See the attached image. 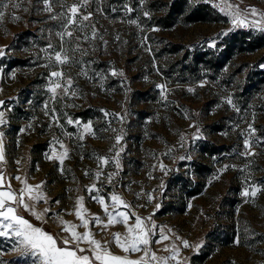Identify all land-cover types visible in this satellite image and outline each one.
Wrapping results in <instances>:
<instances>
[{
	"label": "rangeland",
	"instance_id": "1",
	"mask_svg": "<svg viewBox=\"0 0 264 264\" xmlns=\"http://www.w3.org/2000/svg\"><path fill=\"white\" fill-rule=\"evenodd\" d=\"M15 2L19 9H0V190L10 183L18 194L21 180L40 184L44 198L35 210L50 209L42 220L22 208L20 215L59 241L69 236L60 219L78 225L81 234L86 230L75 215L83 197L93 238L125 255L113 239L127 234L125 226L104 228L92 219L107 222L92 199L97 193L88 192L96 184L110 211L115 193L130 205L121 211L151 217L145 220L156 226L151 239L161 230L168 237L149 246L160 257L175 247L180 264H264V31H240L225 14L249 6L264 14V0H226L231 9L225 0H91L81 9L92 13L87 27L73 25L74 36L63 42L57 36L66 19L61 13L78 0H50L51 13L43 0ZM248 19L261 16L248 13ZM62 43L72 60L57 66L49 57ZM77 45L81 51H72ZM58 70L73 84L53 100L49 73ZM117 135L123 137L119 144ZM65 149L61 164L56 156ZM109 173L115 174L112 183ZM12 245L0 238V264H31Z\"/></svg>",
	"mask_w": 264,
	"mask_h": 264
},
{
	"label": "snow or ice",
	"instance_id": "2",
	"mask_svg": "<svg viewBox=\"0 0 264 264\" xmlns=\"http://www.w3.org/2000/svg\"><path fill=\"white\" fill-rule=\"evenodd\" d=\"M90 2L91 0H78L77 3H73L67 7L66 13H61L62 16L66 17L65 22L61 25L63 31L57 33V36L62 42L65 37L72 38L74 36L72 30L73 25L81 30L84 27H87L84 22L91 19L92 13L88 12L87 14H83L81 9H84ZM43 3L45 5V11L51 13L53 9L50 0H43ZM9 6L14 9H19L21 3L15 2V0H10V3H5L4 0H0V9H7ZM225 7L227 9L232 8L231 5L227 4L226 0ZM23 10L27 11L28 9L25 8ZM248 13H251L253 17L260 15L261 20H249ZM225 14L231 16L234 28L255 27L260 31H264V14L258 13L257 10L251 6H249V8L243 13L237 7L234 11H226ZM4 15V11H0V20L3 19ZM145 15H147V13H145ZM50 18L57 19V16L52 15ZM13 19H19V17L13 16ZM133 23H135V21H133ZM92 37H96L95 31H93ZM83 39L87 40L88 37L84 36ZM48 47L51 49L53 48V45L49 44ZM72 51H81V49L79 45H77ZM3 55H5V51L3 48H0V57ZM49 59H54L57 66H63L72 60L67 54V50L64 49L63 43L61 44L60 50H54V57L50 56ZM112 74L117 75L115 71H113ZM119 75H123V73H119ZM49 79L52 84L49 91L52 93L53 100H55L59 94L67 95L72 89V77H66L62 70L50 72ZM61 80L64 81L63 84L60 82ZM158 87L161 89L164 88L163 85H159ZM58 89L61 90V93L57 92ZM189 91H191V89H189ZM72 94L75 95V92ZM228 102L231 103V100L229 99ZM4 103V101H0V106H3ZM45 108H47V105H45ZM105 115H107V113H105ZM3 116L4 113L0 112V124L5 122ZM68 123H73V121L69 120ZM76 123L79 122L77 121ZM84 127L86 131H91L90 125H85ZM249 127L251 128V125ZM20 131L23 132L24 129H21ZM252 131L254 132L255 130L253 129ZM80 138L83 139V136ZM122 138V135H117L115 138L116 143L119 144ZM54 143H59V141H54ZM60 146L61 148L64 147L63 144ZM250 147V142L245 140V148L248 149ZM120 151H123V149H120ZM53 152L55 154V149H53ZM246 154L252 155L253 153L248 152ZM67 155L68 153L65 149L62 153L56 156V158L59 159L61 164H63ZM119 155L120 152H116L117 169L120 168L118 159ZM46 158L51 160L53 159V156H46ZM0 160H3L2 142H0ZM100 160L104 164L108 163V159L106 158L101 157ZM161 168H163V165H161ZM221 171H223V169ZM85 175H88V173L85 172ZM114 175L115 174L113 173L108 174L107 179L109 183H112ZM100 176L101 173L97 172V179H99ZM15 179L21 180L20 177H15ZM21 183L24 187L19 190L18 194L12 191L10 183L7 185L6 190H0V238L13 241L12 250L18 252L21 258H31V264H152V262H155V264H167L169 260L177 261V264H180L177 260L178 250L175 249V247L172 249V254L167 257H160L156 252L151 251L149 247L150 244L153 242L159 244L168 239V237L163 234L162 230L159 239L155 241L151 239V237L155 235L154 229L156 226L152 224L150 227L149 224L145 222L146 219L151 221V217L142 218L134 212L121 211L120 206L124 209H130V205L115 193H112L110 196L112 202V210L110 211L105 203V199L99 195L100 189L96 187V184H92L88 188V192L90 194L93 192L97 193V195L92 196V199L96 200L102 206L103 211L107 216V222L105 223L98 216L93 217L92 219L96 225H103L104 228L114 224H123L125 226L127 233L125 236L122 237L120 233L113 234V239L116 245L123 253H125V255L113 254L108 247L110 241H105L102 245L100 241L93 238L92 232L88 230L89 220L83 215V197H79L76 200L75 215L81 221L79 226L84 227L86 230L81 234L76 231L78 225L70 224L60 219L59 223L63 225L62 231L69 233V236L58 241V239L52 234L46 232L41 227L35 226L28 219L20 215L18 210L22 208L23 210L30 212L37 220H42L44 214L50 212L49 208L44 209V212L42 213L35 210V202L44 198L43 193L40 191L41 185L38 184L32 186L27 184L26 180H21ZM3 188L4 177L0 174V189ZM257 191L258 189L253 188L251 194L255 196ZM243 195H249L248 189H245ZM151 199H153V197L149 195V201H151ZM56 203L58 204L59 201H56ZM159 208L160 205L157 204L156 210L158 211ZM132 217H134V222L130 224L129 221ZM177 239H179V237H177ZM82 243H86L89 247H81ZM235 243H239L238 238ZM183 246L189 247L188 242L183 241ZM163 250L168 251L169 249L165 246ZM138 252H142L143 255L137 259L130 258L131 253ZM0 254H2V250H0Z\"/></svg>",
	"mask_w": 264,
	"mask_h": 264
},
{
	"label": "built area",
	"instance_id": "3",
	"mask_svg": "<svg viewBox=\"0 0 264 264\" xmlns=\"http://www.w3.org/2000/svg\"><path fill=\"white\" fill-rule=\"evenodd\" d=\"M229 23L233 26V24H232V18L229 19ZM237 29L240 30V31H245V30L248 29V27H237Z\"/></svg>",
	"mask_w": 264,
	"mask_h": 264
}]
</instances>
